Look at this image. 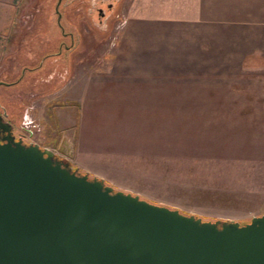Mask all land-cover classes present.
Here are the masks:
<instances>
[{"label": "crops", "instance_id": "obj_1", "mask_svg": "<svg viewBox=\"0 0 264 264\" xmlns=\"http://www.w3.org/2000/svg\"><path fill=\"white\" fill-rule=\"evenodd\" d=\"M130 1L114 52L65 66L38 115L53 137L37 143L106 183L118 161L178 160L172 139L204 142L199 128L264 123V0H138L137 14Z\"/></svg>", "mask_w": 264, "mask_h": 264}, {"label": "rangeland", "instance_id": "obj_2", "mask_svg": "<svg viewBox=\"0 0 264 264\" xmlns=\"http://www.w3.org/2000/svg\"><path fill=\"white\" fill-rule=\"evenodd\" d=\"M104 1L107 0L68 1L66 9L61 8L64 13L61 26L55 11L58 0H0V81L16 82L11 90L1 88L0 93L12 92L13 101L6 102V107L13 116L16 134L24 135L27 144L38 142L40 136L53 137L50 130L41 132L38 115H50L45 109L47 99L43 96L56 92L59 83L53 80L48 86L41 87L40 82L45 84L47 79L58 77L60 72L64 78L68 76L63 69V58L68 57V60L64 59L68 68L70 62L72 66L82 67L113 53L116 41L121 40L124 0L113 8L112 13ZM129 3L132 4V9L129 4L130 12L137 14L139 1ZM101 7L114 19L119 16L112 21L104 16L101 21L100 14L95 12L92 19L93 12ZM63 29L67 36L63 35ZM60 41L73 51L69 55L49 57L46 67L39 70L41 68L37 67L42 58L57 52ZM53 62L61 63L62 68ZM59 97H54L52 103L59 101ZM32 105L39 107L33 109ZM263 125L255 124L251 128L246 124L207 125L198 129L204 132V142L195 139L191 142L186 137L185 141L180 136L178 142L172 139V147L179 148L178 160L118 161L101 173L108 178L106 184L116 191L138 195L152 204L204 221H234L246 225L253 218L264 216ZM257 139L261 143L256 144ZM163 144L170 145L171 141ZM251 152L253 156L259 155L253 157V161L242 159ZM226 153L237 157L208 158Z\"/></svg>", "mask_w": 264, "mask_h": 264}, {"label": "water", "instance_id": "obj_3", "mask_svg": "<svg viewBox=\"0 0 264 264\" xmlns=\"http://www.w3.org/2000/svg\"><path fill=\"white\" fill-rule=\"evenodd\" d=\"M0 264H264V216H187L12 137L0 144Z\"/></svg>", "mask_w": 264, "mask_h": 264}, {"label": "flooded vegetation", "instance_id": "obj_4", "mask_svg": "<svg viewBox=\"0 0 264 264\" xmlns=\"http://www.w3.org/2000/svg\"><path fill=\"white\" fill-rule=\"evenodd\" d=\"M68 1H72V0H58V3H57V5H56V13L58 14V16H59V20H58V23H59V25H61V23H62V21H63V17H64V13H62V11H61V8L62 7H64V10L66 9L65 8V6H66V3L68 2ZM77 1V0H76ZM80 1V0H79ZM98 2V1H97ZM103 2V1H102ZM105 3H103V4H106V6L108 7V6H110V11H111V13H112V11H113V8L116 6V5H120L121 4V2L123 3V1L122 0H107V1H104ZM122 7H123V4H122V6H121V10H122ZM98 10H95L94 12H93V14L91 15V17H92V19H93V17H94V13L95 12H98L97 14H100V18H101V21L103 20V17L105 16V18H107L108 19V21H112V20H115L114 18H113V15L112 14H108V13H105L104 11V8H102L101 7V9L100 8H97ZM91 10V9H90ZM62 26V25H61ZM63 35L64 36H67V34L65 33V30L63 29ZM71 38L72 39H74V37L73 36H71ZM59 44H60V46H59V48H58V50H57V52H54V53H52L51 55H49L47 58H45V57H43L42 58V61L40 62V65L37 67L38 69L39 68H41V69H39V70H42L43 68H45L46 67V64H45V62L49 59V57H51V56H54V57H58V56H62V55H65V53H67V55H69V52H71V51H73L72 49H71V47H69V46H67L66 44H65V42H59ZM64 49V50H63ZM64 59H66V60H68V57H65V58H63L62 59V61L64 62V64H65V66H66V63H65V61H64ZM54 63H59V62H53V64ZM60 64V68H62V66H61V63H59ZM50 65H51V63H50ZM49 65V66H50ZM65 66H63V69L65 68ZM52 68V67H51ZM63 69H61V70H63ZM58 70V69H57ZM54 72H56V71H54ZM61 74L58 76V77H52V78H49V79H47L46 81H45V84H44V82H40V84H41V87H46V86H48V84H50V83H52L53 82V80H57L58 81V83H60L62 80H63V76H62V72H60ZM54 74V73H53ZM52 76V75H51ZM37 77V76H36ZM16 84V82H10V83H8V82H5V81H0V89L1 88H9V90H11V88H12V86L13 85H15ZM43 91V90H42ZM43 92H45V91H43ZM12 92H2V93H0V144H4V143H6L7 142V139L8 138H15V140L16 141H19V140H22L25 144H27L26 142H25V136L24 135H22V136H19V135H17L16 134V131H15V124H14V120H13V116H12V114L11 113H9V110H8V108L6 107V102L7 103H11L13 100V98H12V94H11ZM28 136H31V135H28ZM30 138H32V137H30ZM29 145V144H28Z\"/></svg>", "mask_w": 264, "mask_h": 264}]
</instances>
